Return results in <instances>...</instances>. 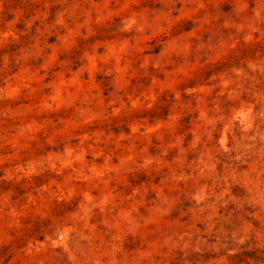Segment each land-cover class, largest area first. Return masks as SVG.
<instances>
[{
  "label": "rangeland",
  "instance_id": "rangeland-1",
  "mask_svg": "<svg viewBox=\"0 0 264 264\" xmlns=\"http://www.w3.org/2000/svg\"><path fill=\"white\" fill-rule=\"evenodd\" d=\"M0 264H264V0H0Z\"/></svg>",
  "mask_w": 264,
  "mask_h": 264
}]
</instances>
